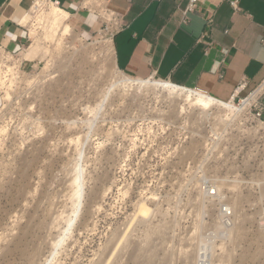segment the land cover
<instances>
[{
    "label": "rangeland",
    "instance_id": "rangeland-1",
    "mask_svg": "<svg viewBox=\"0 0 264 264\" xmlns=\"http://www.w3.org/2000/svg\"><path fill=\"white\" fill-rule=\"evenodd\" d=\"M37 1L25 23L36 58L0 48V264H264V162L245 117L225 126L235 111L216 103L173 115L182 101L116 84L127 74L109 36L62 34Z\"/></svg>",
    "mask_w": 264,
    "mask_h": 264
},
{
    "label": "crops",
    "instance_id": "crops-1",
    "mask_svg": "<svg viewBox=\"0 0 264 264\" xmlns=\"http://www.w3.org/2000/svg\"><path fill=\"white\" fill-rule=\"evenodd\" d=\"M67 14L82 34L109 36L115 66L158 77L220 101L264 82V0H38ZM234 2V5H232ZM31 0H0V48L36 58L28 41ZM39 5V6H40ZM105 25L107 29H104Z\"/></svg>",
    "mask_w": 264,
    "mask_h": 264
},
{
    "label": "bare ground",
    "instance_id": "bare-ground-1",
    "mask_svg": "<svg viewBox=\"0 0 264 264\" xmlns=\"http://www.w3.org/2000/svg\"><path fill=\"white\" fill-rule=\"evenodd\" d=\"M37 5L39 6L40 5V3H39V1H37ZM45 14V13H44ZM43 14V15H44ZM41 17H42V15H41ZM66 13L62 10V9H60V8H58V7H55L54 6V9L52 10V11H50V12H48V13H46V15H44V19L46 20L45 22L50 26V28H53L54 30L56 29V28H59V30L60 31H62V34L63 33H65L66 31L68 32L69 31V33H70V31H71V27H70V25L68 24V23H66L65 22V20H66ZM30 15L29 14H27L23 19H22V23L23 24H25V23H27L29 20H30ZM43 21V20H42ZM46 26V25H45ZM48 27V26H47ZM59 30H57V31H59ZM59 31V32H60ZM53 32H56V31H53ZM60 39V38H59ZM9 54V53H8ZM114 63V62H113ZM10 70H11V68H9ZM123 77V76H122ZM11 80V79H10ZM113 82H114V80H113ZM118 82H122V83H124V84H127V85H134V84H139L140 85V87L141 86H144V87H147V88H150V89H154V90H159L160 92H162V93H165V94H167L168 96H170L171 97V99H174L175 100V102L176 101H182V104L180 105V106H177V105H174L173 106V109H172V114L173 115H179V114H181L183 111H184V109H185V103H188L187 105H191V107H194V108H196V109H198L199 110V112H198V116L200 117V118H204V117H208L210 114H209V111L212 109V107H213V103H216V104H219V105H224V106H226V107H228V108H230V109H232V110H234L235 111V114L234 115H231V116H228V114L227 115H225L226 116V119L224 118L223 120L222 119H219L220 120V122H224L225 121V126H226V123H230L231 121H235V120H237V119H239V117H240V114L243 116V114L241 113V112H243L242 111V109H243V105L241 106V107H237L236 106V104L235 103H232L231 101H228V102H220V101H218V100H216V99H214V98H212V97H210L209 95H207V94H205V93H200V92H197V91H194V90H191V89H189V88H186V87H182V86H177V85H175V84H172L171 82H169V81H167V80H163V79H160V78H152L151 79V77H149V78H144V79H142V78H137V77H134V76H130V75H124V77L123 78H121L120 80H118V81H116V84L118 83ZM121 83V84H122ZM121 84H119V85H121ZM113 85H115V84H113ZM112 85V86H113ZM123 85V84H122ZM127 85H126V87H127ZM116 86V85H115ZM136 87L138 88V86L136 85ZM147 88H145V90H147ZM264 88V82L255 90V92L253 93V95H256L258 92H260L262 89ZM144 89V88H143ZM180 89H185V90H187V94H183V93H180L179 92V90ZM194 92V93H198V94H200L201 96L199 97H197V96H195V97H192V95L189 93V92ZM156 92V91H155ZM162 96H164V95H162ZM167 96V97H168ZM164 97H166V96H164ZM166 100H168L167 98H165ZM162 100H164V99H162ZM172 101V100H171ZM170 102V101H169ZM171 103V105H173L172 104V102H170ZM174 103V102H173ZM175 104V103H174ZM170 105V106H171ZM172 107V106H171ZM212 112H214V111H212ZM211 112V113H212ZM215 113H217V112H215ZM219 113V112H218ZM212 115V114H211ZM217 116H219V115H216V117ZM228 116V117H227ZM226 120H227V122H226ZM219 122V123H220ZM79 175V174H78ZM78 178H79V176H77ZM75 178V180L73 181L72 180V182H71V184L74 182V184L77 182V179L78 178ZM79 181V180H78ZM83 184V183H82ZM82 184H81V186L80 185H77L76 187H75V189L71 192L72 193V195L70 196L71 197V202H72V207L71 208H73V216L74 217H76V215H77V212H78V210H79V208H80V206H81V197H82V194H81V188H82ZM264 185V184H263ZM72 188V187H71ZM51 212V211H50ZM49 212V213H50ZM53 213V212H52ZM50 215V214H49ZM62 215V214H61ZM54 216V215H53ZM56 216H58V217H60V218H62L61 216H59V214L58 215H56ZM55 217V216H54ZM51 217H49V219H50ZM67 218H69V219H67ZM51 219H53V218H51ZM51 219H50V222H51ZM62 219H64V218H62ZM65 219H67L68 221V224L66 223V221H65V223L67 224V227L65 226V230L64 229H62V236H60L58 239H57V237H56V235H55V239H57L56 241L55 240H53V242H54V249H55V252L57 251V247H59L64 241H65V239L67 238V234H69V230H70V226H72V223H73V221H74V218L72 219L71 217H66ZM55 220H56V218H55ZM57 221H58V218H57V220H56V223H57ZM62 221V220H61ZM50 222H47V223H50ZM54 223H55V221H53ZM53 222H51L50 223V226H52L51 224H53L54 225V223ZM59 222L60 221H58V223H57V225L56 226H58V224H59ZM38 223H40V222H38ZM49 225V224H48ZM28 226V225H27ZM32 226V225H31ZM34 226H37V224L36 225H34ZM49 226V227H50ZM33 227V226H32ZM52 228H54L53 226H52ZM56 228V227H55ZM31 229V228H30ZM47 229H48V227H47ZM24 230V229H23ZM22 230V231H23ZM32 230V229H31ZM31 230H29V231H31ZM34 230V229H33ZM32 230V231H33ZM54 230V229H53ZM57 230V229H56ZM64 230V231H63ZM26 231V230H25ZM48 231H50L49 229H48ZM57 233H58V231H57ZM24 234V233H23ZM49 234H51V233H47V236L49 235ZM25 235V234H24ZM27 235H29V234H27ZM60 235H61V233H60ZM22 236V235H21ZM21 236H19V237H21ZM53 236V235H52ZM69 236V235H68ZM22 238V237H21ZM25 238V237H24ZM51 239L53 238V237H50ZM50 243H51V241H50ZM52 245H53V243H52ZM51 245V246H52ZM53 247V246H52ZM125 248V247H124ZM51 249V248H50ZM54 249H53V251H54ZM50 251H52V250H50ZM123 251H124V249H123ZM55 252H53L54 254H55ZM53 253H51V256L52 255H54ZM50 255V254H49ZM152 259V258H151ZM46 262V261H45ZM48 262V261H47Z\"/></svg>",
    "mask_w": 264,
    "mask_h": 264
},
{
    "label": "built area",
    "instance_id": "built-area-1",
    "mask_svg": "<svg viewBox=\"0 0 264 264\" xmlns=\"http://www.w3.org/2000/svg\"><path fill=\"white\" fill-rule=\"evenodd\" d=\"M197 2L198 0H188L187 10H192ZM232 5H234V2H232ZM104 29H107L106 25ZM257 88L244 96L236 95L228 101L235 103L237 107L243 105V112L241 113L245 119L241 124L245 127L243 130L245 132L243 137L244 144L247 146L251 145L255 137L254 142L258 152V159L264 162V88L256 95H253ZM221 212L225 217L231 214L230 208L226 205L221 207Z\"/></svg>",
    "mask_w": 264,
    "mask_h": 264
}]
</instances>
